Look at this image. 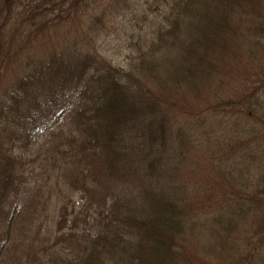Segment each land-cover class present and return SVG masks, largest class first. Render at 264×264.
I'll use <instances>...</instances> for the list:
<instances>
[{
    "label": "trees",
    "instance_id": "trees-1",
    "mask_svg": "<svg viewBox=\"0 0 264 264\" xmlns=\"http://www.w3.org/2000/svg\"><path fill=\"white\" fill-rule=\"evenodd\" d=\"M0 264H264V0H0Z\"/></svg>",
    "mask_w": 264,
    "mask_h": 264
},
{
    "label": "rangeland",
    "instance_id": "rangeland-1",
    "mask_svg": "<svg viewBox=\"0 0 264 264\" xmlns=\"http://www.w3.org/2000/svg\"><path fill=\"white\" fill-rule=\"evenodd\" d=\"M140 2V0H135ZM154 1H152L151 3L153 4ZM124 21L123 20H118L116 21H110L107 22L105 25V29L99 28L98 29V39L97 40V45L99 47V49L101 50L102 54H104V56H111L112 58H117L115 60H113L114 64H117L119 61L118 59H121L124 55L123 50H121V46H124V41L125 38L123 36L124 33V28L126 27V25H124ZM139 25L135 27V31L138 33L139 31H137L139 29ZM48 143V142H47ZM45 144V139L40 140L41 145L37 146L34 148L35 151H40L39 148L41 147H45L48 148V144ZM43 144V145H42ZM49 144H52V142ZM35 155L40 156L39 153L35 152ZM39 162L41 159H38ZM35 191L37 190V194H38V204H42V206L38 207L39 210L43 211V206L47 205V212L48 215L46 216H54V213L57 212L58 209H60L61 207H66V205L68 206V210H70L69 204H70V198H73L72 200H76V196L72 197L70 196L69 193L66 192V190L62 187V185H57L55 183V179L53 177H51V179L46 182H44L43 179H41L40 177L36 178L35 180ZM61 189L63 194L61 192H59ZM67 195V197L65 198V196ZM66 204V205H65ZM38 213L37 217L39 218L41 214V212L35 211ZM45 215V214H44ZM46 217H43V221H45ZM55 219V218H54ZM54 219L52 220V226H54L55 223ZM51 225V224H50Z\"/></svg>",
    "mask_w": 264,
    "mask_h": 264
}]
</instances>
